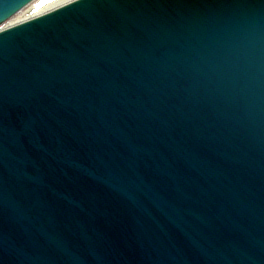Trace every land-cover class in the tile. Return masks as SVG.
<instances>
[{
    "label": "water",
    "instance_id": "1",
    "mask_svg": "<svg viewBox=\"0 0 264 264\" xmlns=\"http://www.w3.org/2000/svg\"><path fill=\"white\" fill-rule=\"evenodd\" d=\"M0 264H264V0L0 31Z\"/></svg>",
    "mask_w": 264,
    "mask_h": 264
},
{
    "label": "bare ground",
    "instance_id": "2",
    "mask_svg": "<svg viewBox=\"0 0 264 264\" xmlns=\"http://www.w3.org/2000/svg\"><path fill=\"white\" fill-rule=\"evenodd\" d=\"M72 1L75 0H31L22 6V8L18 9V12L14 13L13 16L5 20L4 23L0 24V31L24 22L34 16L38 17L39 15H43L47 11L55 10L57 7H61V5L71 3Z\"/></svg>",
    "mask_w": 264,
    "mask_h": 264
}]
</instances>
